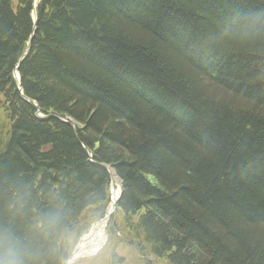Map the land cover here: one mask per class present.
I'll list each match as a JSON object with an SVG mask.
<instances>
[{
    "label": "trees",
    "instance_id": "16d2710c",
    "mask_svg": "<svg viewBox=\"0 0 264 264\" xmlns=\"http://www.w3.org/2000/svg\"><path fill=\"white\" fill-rule=\"evenodd\" d=\"M0 111V233L29 264L69 258L112 173L108 247L264 264V0H0Z\"/></svg>",
    "mask_w": 264,
    "mask_h": 264
},
{
    "label": "rangeland",
    "instance_id": "374dc122",
    "mask_svg": "<svg viewBox=\"0 0 264 264\" xmlns=\"http://www.w3.org/2000/svg\"><path fill=\"white\" fill-rule=\"evenodd\" d=\"M18 75L20 76L19 72H17V74L15 73V77L17 76L16 79L18 78ZM18 84H20L19 81ZM5 121H6L5 115L2 111H0V134L1 132H4ZM121 191H122V184L120 179H118V177L116 180L112 178L109 189L110 196H109L107 213L115 211L113 202H117L120 199L119 197ZM115 212L112 213L111 217L115 214ZM118 216L122 218L121 213ZM110 218L105 221L104 220L102 221L101 219L100 221L95 223L92 226V228L89 229L86 232V234L82 236V238L79 240L77 245L74 246L68 259L74 260L75 264H107L110 259L111 260L114 259L115 255H119L120 257H123L125 259L123 264H145L144 262L141 263L138 260L137 262H135L133 257L135 259L136 258L141 259L140 256L136 255L135 252H133L130 248L126 247V245L120 244L118 247H114L113 245L109 244L108 247L109 236L107 232V226L111 220ZM94 229L96 232L94 236H91L93 234L92 232L94 231ZM103 231H104V236L100 238L99 234L102 233ZM86 238H88L87 241H85ZM82 246L85 247L83 250H82L83 248ZM118 264H122V263H118Z\"/></svg>",
    "mask_w": 264,
    "mask_h": 264
},
{
    "label": "clouds",
    "instance_id": "9594fccd",
    "mask_svg": "<svg viewBox=\"0 0 264 264\" xmlns=\"http://www.w3.org/2000/svg\"><path fill=\"white\" fill-rule=\"evenodd\" d=\"M45 226L51 232H62V218L50 215L46 218ZM31 259H33L31 252L21 241L0 233V264H29ZM62 264H75V261L66 258Z\"/></svg>",
    "mask_w": 264,
    "mask_h": 264
},
{
    "label": "water",
    "instance_id": "95a60500",
    "mask_svg": "<svg viewBox=\"0 0 264 264\" xmlns=\"http://www.w3.org/2000/svg\"><path fill=\"white\" fill-rule=\"evenodd\" d=\"M34 18H36V16L34 15ZM29 49H30V45H29V47H28V50H27V52H26V54L25 55H27V53L29 52ZM18 69H19V66L17 67V69H16V71H15V73L17 74V72H18ZM17 77V76H16ZM18 81H19V83H20V76L18 75ZM115 174L114 173H112V175H111V179L113 178V176H114ZM121 195H122V191H121V194H120V197H121ZM119 197V198H120ZM113 204H114V207H115V211H116V208H117V202H113ZM115 211H113V212H111L105 219H109L110 217H111V215H112V213H114ZM105 219H104V221H105ZM103 221V220H102Z\"/></svg>",
    "mask_w": 264,
    "mask_h": 264
},
{
    "label": "bare ground",
    "instance_id": "6f19581e",
    "mask_svg": "<svg viewBox=\"0 0 264 264\" xmlns=\"http://www.w3.org/2000/svg\"><path fill=\"white\" fill-rule=\"evenodd\" d=\"M113 179L116 180V179H117V176H113ZM111 209H112V208H111ZM109 210H110V209H109ZM95 232H96V231H95V229H94V231L92 232L93 234H92L91 236H94ZM91 236H90V237H91ZM102 236H104V231H103L102 233L99 234V237H100V238H101ZM87 239H88V238H86L85 241H87ZM85 246H86V245H85ZM82 247H83V246H82ZM82 247H81V248H82ZM100 247H101V246H100ZM84 248H85V247H83L82 250H83ZM97 249H98V248H97ZM74 259H75V258H74Z\"/></svg>",
    "mask_w": 264,
    "mask_h": 264
}]
</instances>
